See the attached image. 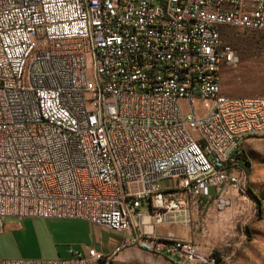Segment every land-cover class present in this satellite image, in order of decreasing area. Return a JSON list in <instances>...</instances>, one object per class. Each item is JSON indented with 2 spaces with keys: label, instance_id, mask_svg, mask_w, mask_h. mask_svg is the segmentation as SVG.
I'll return each instance as SVG.
<instances>
[{
  "label": "built area",
  "instance_id": "1",
  "mask_svg": "<svg viewBox=\"0 0 264 264\" xmlns=\"http://www.w3.org/2000/svg\"><path fill=\"white\" fill-rule=\"evenodd\" d=\"M223 27L264 32V0H0V224L77 220L173 264L210 260L151 234L205 188L239 195L242 142L264 134V98L221 94L237 61ZM67 253L0 264L112 263Z\"/></svg>",
  "mask_w": 264,
  "mask_h": 264
},
{
  "label": "rangeland",
  "instance_id": "2",
  "mask_svg": "<svg viewBox=\"0 0 264 264\" xmlns=\"http://www.w3.org/2000/svg\"><path fill=\"white\" fill-rule=\"evenodd\" d=\"M220 42L229 47L237 59L231 67H220L221 94L234 98H264V32L222 28ZM242 151L243 160L247 162L245 195L229 190L209 203H197L192 220L183 221L171 230L162 225L153 226L151 235L195 243L213 254L212 264H264V134L246 138ZM186 200L187 209L191 205L190 200ZM219 201L227 202L228 206L218 209ZM145 209V205L140 208ZM93 229L107 231L99 234L103 248L110 239L127 240L133 235L131 230L121 234L104 228ZM1 232L0 260L65 259L69 250H81L80 243L86 248L93 246L84 224L77 220L9 219ZM125 243V248L117 252L114 249L113 253V256L120 251V256L125 253L124 261L111 264H171L162 255L148 250L150 245ZM207 263L211 264L210 260L193 264Z\"/></svg>",
  "mask_w": 264,
  "mask_h": 264
},
{
  "label": "crops",
  "instance_id": "3",
  "mask_svg": "<svg viewBox=\"0 0 264 264\" xmlns=\"http://www.w3.org/2000/svg\"><path fill=\"white\" fill-rule=\"evenodd\" d=\"M225 193L222 192V191H218V190H212L210 188H205L201 191V193L196 196V197H192L190 198V206L189 208L186 209V219L185 221L189 222L190 218L192 220L193 216H194V212L196 211L197 209V203L198 204H201L202 202L203 203H209L211 201H213V199H215L216 197H221L222 195H224ZM6 220H9V219H6ZM4 220L1 224H0V235H1V228L4 226V223L5 221ZM184 221V220H183ZM181 220H178V221H174V222H168V223H165L162 225V227L164 226V228H166L167 230L168 229H174L176 225H179V224H182ZM80 224H84L86 230L88 231L89 233V237H90V241L92 242V245L93 246H89L90 248L94 249L95 251H97L99 254L101 255H109L111 253L112 250L116 249L117 247H119V243L122 241H116V240H111L109 242H106V247H102V245L100 244V238H99V234L101 232H107V231H104V230H101V229H93V226H90V225H87L86 223H81V221H79ZM83 226V225H82ZM95 233V235H93ZM95 236V237H94ZM183 241V240H181ZM79 246H82L81 247V250L80 249H77L75 251L77 252H84L86 249L85 246H83L81 243ZM83 250V251H82ZM121 252V251H120ZM117 253L115 256L112 257V262L114 263H122L124 261V254H122V256H120L121 253Z\"/></svg>",
  "mask_w": 264,
  "mask_h": 264
},
{
  "label": "bare ground",
  "instance_id": "4",
  "mask_svg": "<svg viewBox=\"0 0 264 264\" xmlns=\"http://www.w3.org/2000/svg\"><path fill=\"white\" fill-rule=\"evenodd\" d=\"M33 53L34 54H41V53H43V46H33ZM29 72H30V64H24L22 66V68H21V77H27L28 74H29ZM243 143H244V141L242 142V147L240 148V156H241V150L243 149ZM241 160H242V157H241ZM244 167H245V163H244ZM245 183H246V172H245L244 169H242V172L240 173V176L237 177V186L239 188V191L242 193V195H245L247 193V189L245 187ZM144 221L146 222V220H144ZM126 245H127V243H125V242L124 243H121V245L115 249V252L119 251L121 247H124ZM148 250H151L152 252H155V247L153 245H150L148 247ZM113 253H114V250H113ZM157 254L162 255L161 253H157ZM112 257H113V254H112ZM169 262L171 264H173V262H171V261H169ZM213 262H214V259L213 258L212 259L210 258V263L212 264Z\"/></svg>",
  "mask_w": 264,
  "mask_h": 264
},
{
  "label": "trees",
  "instance_id": "5",
  "mask_svg": "<svg viewBox=\"0 0 264 264\" xmlns=\"http://www.w3.org/2000/svg\"><path fill=\"white\" fill-rule=\"evenodd\" d=\"M223 28H226V27H223ZM222 29V28H221ZM220 29V30H221ZM243 150V149H242ZM241 150V157H242V161L245 163V165L247 164V162L245 161V160H243V155H244V153H243V151ZM244 169V168H243ZM245 170V169H244ZM251 193V192H250ZM251 195L255 198V200L258 202V199H256V197L251 193Z\"/></svg>",
  "mask_w": 264,
  "mask_h": 264
},
{
  "label": "water",
  "instance_id": "6",
  "mask_svg": "<svg viewBox=\"0 0 264 264\" xmlns=\"http://www.w3.org/2000/svg\"><path fill=\"white\" fill-rule=\"evenodd\" d=\"M178 215H179V220H181V221H182L183 219H182V217H181V214H178Z\"/></svg>",
  "mask_w": 264,
  "mask_h": 264
}]
</instances>
